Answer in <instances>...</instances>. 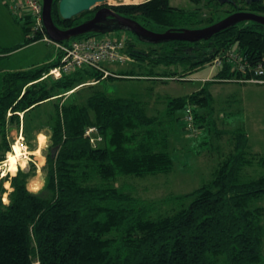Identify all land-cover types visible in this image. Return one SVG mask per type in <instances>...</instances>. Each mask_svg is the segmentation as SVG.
Segmentation results:
<instances>
[{"label": "trees", "instance_id": "obj_1", "mask_svg": "<svg viewBox=\"0 0 264 264\" xmlns=\"http://www.w3.org/2000/svg\"><path fill=\"white\" fill-rule=\"evenodd\" d=\"M235 2L237 6L231 4L227 14L248 10L264 15L263 0ZM52 14L57 25L72 27L73 19L65 21L60 16L59 0H54ZM126 16L158 33L166 32L160 30L162 27L183 29L196 22L189 12L170 7L169 0L129 7ZM23 32L26 40L15 50L41 41L45 34L29 37L26 26ZM148 45L153 47L150 52L140 51L128 41L126 52L132 59L134 56L140 68H148L146 73L154 75L150 76L152 81L175 79L181 71L194 72L216 56L225 61L214 78L217 82L233 78L264 80V74L256 75L259 67L264 71L261 24L244 22L208 41ZM156 46H163L164 52L158 54ZM233 47L245 59L233 58L229 63L227 56ZM3 50L5 54L12 51ZM148 60L154 65L146 66ZM57 65L5 74L0 89V161L11 148L8 125L19 123V112L31 111L53 97L51 88L64 92L87 74L97 80L103 76L93 68H80L64 74L53 85L39 81ZM128 73L118 75L133 76ZM211 84L213 80L207 83ZM198 100L195 94L173 100L167 115L160 119L149 116L137 96L113 97L102 91L83 104L58 109L44 189L30 191L28 183L34 173L22 170L13 178L0 180V264H264V207L257 206V201L264 198V177H244L243 170L249 165L246 149L250 147L244 129L229 131L236 141L235 152L214 172L211 181L191 193L173 197L182 202L177 209L156 212L115 185L122 177L172 171L173 130L163 128V122L165 118L178 119L177 112L188 105L205 106L208 97ZM93 126L104 139L98 148L86 135ZM260 160L259 166L264 167V154ZM10 179L12 192L6 204L4 181ZM187 200H191L188 205L183 203Z\"/></svg>", "mask_w": 264, "mask_h": 264}, {"label": "rangeland", "instance_id": "obj_2", "mask_svg": "<svg viewBox=\"0 0 264 264\" xmlns=\"http://www.w3.org/2000/svg\"><path fill=\"white\" fill-rule=\"evenodd\" d=\"M149 1L124 0L123 4H119L117 1L116 3L109 1L107 4L74 17L71 24L74 27L86 22L104 7L127 17V8ZM18 2H23V0H0V89L3 86V78L8 72L28 68L38 69L58 63L49 72L44 73L39 80H46L48 85H53V81L60 80L64 74L68 73L64 72L60 77L51 74L60 65L62 54L56 45L44 39L45 34L41 41L4 55L3 49L24 44L26 40L23 32L24 26L29 29L28 36L32 37V33L38 25L29 8L26 9L21 6L22 9H14ZM169 5L173 9H183L196 18L195 24L188 27L190 29L206 28L236 13L227 14V9H230L231 4H221L219 0H169ZM58 26L65 29L60 25ZM164 28L162 27L160 30H169ZM85 36L80 39L88 38ZM130 36L133 37L127 31L96 35V37L118 41L124 40L126 50L128 41L135 43L140 51L150 52L152 50L153 47L141 42L138 38L136 40L131 39ZM156 48L158 54L165 50L163 46H156ZM230 50L233 51L230 56H227L230 60L229 63L233 58L239 61H241L240 57L245 59V57L241 55L239 57L236 54L235 47L230 48ZM130 56L125 63H104L103 67L108 71L102 67V69L89 66L82 67L98 70L102 72L103 76L97 80L87 74L74 87L64 92L51 88L53 97L31 111L19 112V123L8 125V140L11 142V148L5 152L4 159L0 161V180L8 176L13 178L19 170H22L26 173H34L28 183L30 191L36 193L43 190L47 180L46 166L51 152L50 136L56 127L55 119L58 109L60 110L64 106L83 104L97 91L108 93L113 97L137 96L148 115L159 119L167 115L169 112L167 110L168 104L173 100L177 101L193 94L196 95L197 101L202 97H208L206 103L204 102L207 106L198 107V105L194 107L188 105L177 112L176 117L178 119L174 118L173 121V119L165 118L164 122L162 121L165 125L163 128L171 129L172 127L173 130L170 135V149L175 162L170 173L146 177H122L116 180L115 185L117 187H124V190H127L129 194L144 202L154 211L166 213L181 207L182 202L174 200V196L191 193L211 181L214 172L235 152L236 141H234L232 132L229 131L244 129L248 134L250 147L246 149V159L249 161V165L245 166L243 170L244 177L250 179L264 177V167L259 166L261 155L264 154V80L233 78L219 79L220 82H217L214 78L218 69L223 68L225 61L223 60L224 57L216 56L211 62L194 72L181 71L179 74L181 76L175 79L162 78L152 81L153 78L150 76L154 75L146 73L148 68L146 70L144 67L140 68L138 61L134 60V56L133 59ZM159 60L162 61L161 58ZM148 61L145 62L146 66L154 65L150 60ZM220 62L221 65H219ZM124 71L133 76L118 75ZM73 72L76 71L72 70L69 74ZM211 80H213V84L207 85ZM196 112L198 113L197 117L202 116L204 118L203 121L196 119ZM11 116L12 113L9 112L8 118ZM172 123L173 126H171ZM86 135L90 136V141L96 148L104 142L97 127H89ZM15 146L20 147L22 156L18 160L16 169L10 171V167H8L9 157L14 154ZM4 187L6 192L3 195V200L7 204L12 192L11 179L4 181ZM190 202L191 200H187L183 203L188 205ZM257 204V206L264 207V198L257 201ZM35 264H39L38 261Z\"/></svg>", "mask_w": 264, "mask_h": 264}, {"label": "water", "instance_id": "obj_3", "mask_svg": "<svg viewBox=\"0 0 264 264\" xmlns=\"http://www.w3.org/2000/svg\"><path fill=\"white\" fill-rule=\"evenodd\" d=\"M115 1L119 4L124 2V0ZM219 1L221 4L236 5L235 0ZM258 1L261 0H247L249 3ZM107 3H109V0H59V13L63 20H71L82 13L89 12ZM53 4L54 0H42V21L45 34L51 41L56 43L67 42L90 33L108 34L114 31L130 32L145 44L158 45L173 41L197 43L208 41L215 35L244 22H254L264 26V15L242 11L203 29H170L158 33L146 28L133 18L122 16L112 9L104 7L98 10L92 19L69 29H62L53 19ZM109 18L112 19L111 26H104Z\"/></svg>", "mask_w": 264, "mask_h": 264}, {"label": "built area", "instance_id": "obj_4", "mask_svg": "<svg viewBox=\"0 0 264 264\" xmlns=\"http://www.w3.org/2000/svg\"><path fill=\"white\" fill-rule=\"evenodd\" d=\"M29 8L31 10L34 19L38 25L35 31L32 33V37L38 32H44L42 13L43 5L41 0H23L15 4L14 9ZM12 8V7H11ZM12 8V10H14ZM45 40L53 43L61 50L60 65L52 71V75L60 77L65 73H69L72 70H76L82 67H94L95 69H105L103 67L106 62H120L125 63L129 58L126 52L124 40L109 39L104 37H88L83 39H74L66 43H56L50 41L45 34ZM219 64V63H218ZM221 65V62L220 64ZM102 67V68H101ZM264 74L263 68L259 67L256 72L257 76Z\"/></svg>", "mask_w": 264, "mask_h": 264}, {"label": "bare ground", "instance_id": "obj_5", "mask_svg": "<svg viewBox=\"0 0 264 264\" xmlns=\"http://www.w3.org/2000/svg\"><path fill=\"white\" fill-rule=\"evenodd\" d=\"M109 1H111L113 3H116L115 0H109ZM14 150H15L14 154L9 157L8 167H10V171H14L16 169V165L18 163V160H20L21 159V156H22V152H21V149H20L19 146H15L14 147Z\"/></svg>", "mask_w": 264, "mask_h": 264}, {"label": "flooded vegetation", "instance_id": "obj_6", "mask_svg": "<svg viewBox=\"0 0 264 264\" xmlns=\"http://www.w3.org/2000/svg\"><path fill=\"white\" fill-rule=\"evenodd\" d=\"M235 6H237V5H235ZM237 12H242V11H237ZM90 19H92V18H90ZM90 19H88V20H90ZM111 24H112V19L109 18V19L106 21V23H105L104 26H111ZM128 33H130V32H128ZM130 34H131V33H130ZM96 35H98V34H97V33H90V34H88V35L85 36V37L96 36ZM132 35H133V34H132ZM130 38L136 40L137 37H136L135 35H133V37L130 36Z\"/></svg>", "mask_w": 264, "mask_h": 264}, {"label": "crops", "instance_id": "obj_7", "mask_svg": "<svg viewBox=\"0 0 264 264\" xmlns=\"http://www.w3.org/2000/svg\"><path fill=\"white\" fill-rule=\"evenodd\" d=\"M31 45V44H30ZM17 46H19V45H17ZM28 46V45H27ZM16 47V46H15ZM15 47H12V48H6V49H10V50H12L11 52H13V51H15ZM25 47V46H24ZM23 48V47H22ZM10 52V53H11ZM5 55H7V54H5Z\"/></svg>", "mask_w": 264, "mask_h": 264}]
</instances>
